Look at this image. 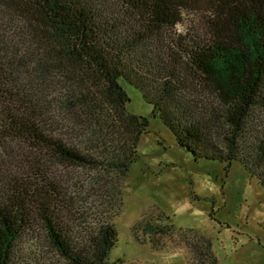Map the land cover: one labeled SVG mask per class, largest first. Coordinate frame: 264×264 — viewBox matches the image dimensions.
I'll return each mask as SVG.
<instances>
[{
  "label": "trees",
  "instance_id": "16d2710c",
  "mask_svg": "<svg viewBox=\"0 0 264 264\" xmlns=\"http://www.w3.org/2000/svg\"><path fill=\"white\" fill-rule=\"evenodd\" d=\"M0 5L42 33L34 59L0 55V148L27 157L25 175L0 190V264H17L19 238L35 226L68 264H113L115 213H106L122 207L124 180L149 131L147 117L126 110L122 81L195 160L218 161L225 170L238 162L264 187V0ZM55 75L62 79H48ZM60 168L88 173L85 190L106 208L99 218L76 217L80 194L66 190ZM133 230L159 250L176 228L159 211L143 215ZM191 233L193 263L219 264L210 239Z\"/></svg>",
  "mask_w": 264,
  "mask_h": 264
},
{
  "label": "rangeland",
  "instance_id": "374dc122",
  "mask_svg": "<svg viewBox=\"0 0 264 264\" xmlns=\"http://www.w3.org/2000/svg\"><path fill=\"white\" fill-rule=\"evenodd\" d=\"M32 25L21 13L0 7V55L8 60L34 59L42 33ZM122 86L129 96L126 110L147 117L149 131L141 134L137 157L124 180L122 207L105 212L115 213L112 221L117 230L109 260L113 264H194L186 239L190 231H196L210 239L219 264H264V187L238 162L225 170L224 163L195 160L176 144L161 120L151 115V106L139 91L124 81ZM49 91L55 92L53 88ZM13 154L0 148V190L5 180L25 175L26 155ZM61 173L66 190L80 194L76 217L86 222L99 218L106 208L98 209L93 190H85L90 188L88 173L75 168ZM159 211L171 217L176 231L161 238L165 247L155 250L149 237L133 226L143 215ZM16 259L17 264H68L55 253L39 226L21 235Z\"/></svg>",
  "mask_w": 264,
  "mask_h": 264
}]
</instances>
